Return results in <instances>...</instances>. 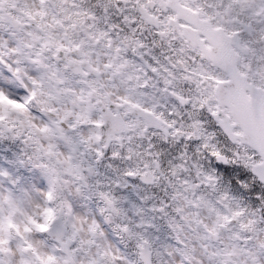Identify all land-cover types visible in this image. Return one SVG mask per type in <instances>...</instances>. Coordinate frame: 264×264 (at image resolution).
Wrapping results in <instances>:
<instances>
[{"label": "snow or ice", "instance_id": "snow-or-ice-1", "mask_svg": "<svg viewBox=\"0 0 264 264\" xmlns=\"http://www.w3.org/2000/svg\"><path fill=\"white\" fill-rule=\"evenodd\" d=\"M0 264H264V0H0Z\"/></svg>", "mask_w": 264, "mask_h": 264}]
</instances>
